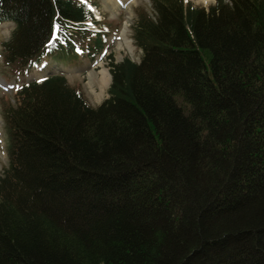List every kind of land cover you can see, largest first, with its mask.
<instances>
[{"label":"trees","instance_id":"16d2710c","mask_svg":"<svg viewBox=\"0 0 264 264\" xmlns=\"http://www.w3.org/2000/svg\"><path fill=\"white\" fill-rule=\"evenodd\" d=\"M150 3L141 60L110 65L100 106L49 75L4 108L0 264H264V0ZM101 17L92 0H0L4 65L64 62Z\"/></svg>","mask_w":264,"mask_h":264},{"label":"rangeland","instance_id":"374dc122","mask_svg":"<svg viewBox=\"0 0 264 264\" xmlns=\"http://www.w3.org/2000/svg\"><path fill=\"white\" fill-rule=\"evenodd\" d=\"M92 1L97 5L102 17L97 24L87 22L86 29L91 34L87 36L84 44L77 46V43H75L74 46L77 50L74 49L66 61L61 62L55 58L46 57L40 65L19 77L13 76L4 65L1 53V44L9 40L14 25L12 23L0 25V175L9 163L10 138L4 119V108L14 105L15 91L27 83V80L36 81L49 75L64 76L71 86L82 91L92 107H98L109 97L110 65L121 63L124 59H129L134 63L140 62L142 51L133 43L132 27L139 10L153 13L150 0ZM184 2H190L196 7L207 9L213 6L216 0H208V2L204 0H184ZM123 25L126 27V41L119 37ZM96 39L101 40L100 48L95 44ZM73 40L76 41L75 38ZM104 70L109 73L110 78L102 94L98 96L99 90L95 83L90 81V78L99 79L101 72Z\"/></svg>","mask_w":264,"mask_h":264},{"label":"bare ground","instance_id":"6f19581e","mask_svg":"<svg viewBox=\"0 0 264 264\" xmlns=\"http://www.w3.org/2000/svg\"><path fill=\"white\" fill-rule=\"evenodd\" d=\"M205 2H208V0H204ZM125 25H123L122 26V28L124 29H122L123 30V32H122V30H121V32H120V35H119V37L123 40V41H126V37H125V34H126V27H124ZM28 78H30V77H28ZM109 78H110V75H109V73L107 72V71H102L101 72V77L99 78V79H97V80H95L93 77H91L90 78V81L91 82H93V83H95V85L97 86V89L99 90V94H98V96H100L101 94H102V91H103V89H104V87L108 84V82H109ZM92 83V84H93Z\"/></svg>","mask_w":264,"mask_h":264},{"label":"snow or ice","instance_id":"6c2138e0","mask_svg":"<svg viewBox=\"0 0 264 264\" xmlns=\"http://www.w3.org/2000/svg\"><path fill=\"white\" fill-rule=\"evenodd\" d=\"M56 38V32L54 31L53 32V39H55Z\"/></svg>","mask_w":264,"mask_h":264},{"label":"water","instance_id":"95a60500","mask_svg":"<svg viewBox=\"0 0 264 264\" xmlns=\"http://www.w3.org/2000/svg\"><path fill=\"white\" fill-rule=\"evenodd\" d=\"M34 80H27V83L33 82Z\"/></svg>","mask_w":264,"mask_h":264}]
</instances>
